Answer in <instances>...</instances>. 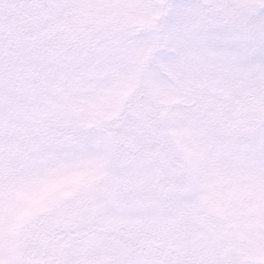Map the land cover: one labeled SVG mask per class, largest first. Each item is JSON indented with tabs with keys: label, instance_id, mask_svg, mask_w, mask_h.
<instances>
[{
	"label": "snow or ice",
	"instance_id": "1",
	"mask_svg": "<svg viewBox=\"0 0 264 264\" xmlns=\"http://www.w3.org/2000/svg\"><path fill=\"white\" fill-rule=\"evenodd\" d=\"M0 264H264V0H0Z\"/></svg>",
	"mask_w": 264,
	"mask_h": 264
}]
</instances>
